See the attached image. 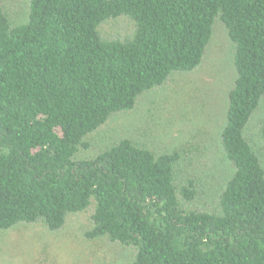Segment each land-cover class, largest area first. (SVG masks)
I'll use <instances>...</instances> for the list:
<instances>
[{
    "label": "trees",
    "instance_id": "trees-1",
    "mask_svg": "<svg viewBox=\"0 0 264 264\" xmlns=\"http://www.w3.org/2000/svg\"><path fill=\"white\" fill-rule=\"evenodd\" d=\"M0 6V234L62 231L132 252L127 264H264V159L247 130L264 99V0H27ZM217 25L233 47L218 150L230 174L208 206L182 148L92 134L203 64ZM264 140V128L260 129Z\"/></svg>",
    "mask_w": 264,
    "mask_h": 264
},
{
    "label": "rangeland",
    "instance_id": "rangeland-1",
    "mask_svg": "<svg viewBox=\"0 0 264 264\" xmlns=\"http://www.w3.org/2000/svg\"><path fill=\"white\" fill-rule=\"evenodd\" d=\"M27 0H0L13 24L23 21ZM233 47L224 29L217 25L202 66L194 73L174 77L161 89L147 93L136 108L109 120L92 134L93 148L81 158H92L121 138H131L155 153L182 148L189 156L182 173L200 174L204 202L214 196L229 176L228 164L218 150L224 124L226 94L234 79ZM264 99L247 130L252 146L264 159ZM87 213L68 219L55 234L34 225H17L0 234V264H127L132 252L107 242L87 241L83 232Z\"/></svg>",
    "mask_w": 264,
    "mask_h": 264
}]
</instances>
